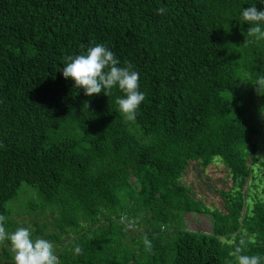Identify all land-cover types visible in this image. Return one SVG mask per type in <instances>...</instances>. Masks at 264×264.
I'll return each instance as SVG.
<instances>
[{
	"label": "trees",
	"instance_id": "16d2710c",
	"mask_svg": "<svg viewBox=\"0 0 264 264\" xmlns=\"http://www.w3.org/2000/svg\"><path fill=\"white\" fill-rule=\"evenodd\" d=\"M262 125L264 0H0V243L33 238L25 189L36 237L72 236L50 264H264ZM214 161L221 209L181 182ZM200 212L207 233L170 225Z\"/></svg>",
	"mask_w": 264,
	"mask_h": 264
},
{
	"label": "rangeland",
	"instance_id": "374dc122",
	"mask_svg": "<svg viewBox=\"0 0 264 264\" xmlns=\"http://www.w3.org/2000/svg\"><path fill=\"white\" fill-rule=\"evenodd\" d=\"M251 146L254 145V160L258 164V160L264 157V126H258L254 138L252 139ZM215 160V159H214ZM262 171L261 169H259ZM200 169L197 167L195 162H189L186 168V172L181 178V182L184 183L192 190L194 197H199L204 200L206 205H209L211 209H221L220 194L224 192L226 194L232 188L231 177L227 173L225 167L216 161L209 165L203 173L199 172ZM256 172V171H255ZM258 172V171H257ZM257 172L253 177H249L247 184L241 190V196L246 199V206L249 204V196L252 194V189H259L260 186H264V178L261 177ZM132 181V179H130ZM251 188V190L249 189ZM221 194V195H224ZM235 195L232 194L231 199H235ZM257 200H263L264 196L257 191L254 195ZM35 197L33 192L29 190H21L17 198L9 204V216L12 222L17 223L19 226V233L30 234L33 238L24 239L21 234L16 235L12 240L11 244L0 243V264H50V262H57L55 257L57 254L66 249L68 241L72 238L70 235H61L58 243L49 242L39 237L31 231L33 230L31 222L33 220L42 221L48 219L49 215L45 208H33L31 210L30 203H35ZM47 213V214H46ZM181 221V223H180ZM118 224L123 226L126 232L135 231L131 224L124 219H118ZM172 222V221H171ZM171 227L181 226L184 230L196 233H207L211 226V217L209 213H184L175 219L171 223ZM170 226H164L160 230L161 233H171L172 229ZM264 230V227H263ZM10 235L12 233L10 232ZM34 244V246H32ZM42 249H48L47 253H43ZM4 250L7 252L5 255Z\"/></svg>",
	"mask_w": 264,
	"mask_h": 264
}]
</instances>
